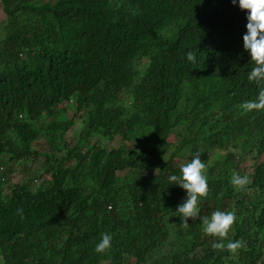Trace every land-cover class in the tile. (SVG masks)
I'll return each instance as SVG.
<instances>
[{"label": "trees", "instance_id": "16d2710c", "mask_svg": "<svg viewBox=\"0 0 264 264\" xmlns=\"http://www.w3.org/2000/svg\"><path fill=\"white\" fill-rule=\"evenodd\" d=\"M0 6V264H264V108L243 106L264 82L249 79L238 4ZM197 151L209 190L185 225L167 177ZM217 209L236 211L223 239L241 248L212 247Z\"/></svg>", "mask_w": 264, "mask_h": 264}, {"label": "clouds", "instance_id": "9594fccd", "mask_svg": "<svg viewBox=\"0 0 264 264\" xmlns=\"http://www.w3.org/2000/svg\"><path fill=\"white\" fill-rule=\"evenodd\" d=\"M233 4H238L241 10L246 12L247 24L246 32L243 35L244 49L250 54L251 60L255 66L249 73V79L257 83L264 82V0H232ZM188 61L195 63L197 53L189 49L186 52ZM246 110L264 108V87L258 91L255 99H248L243 104ZM206 162L201 158L197 151L193 154L191 160L183 163L180 167V173H172L167 179L172 185H179L186 190V197L179 203L175 211L177 212L183 224L189 223V218L196 217L200 212V198L205 196L209 190L207 175L204 172ZM249 181L247 174H240L234 171L231 182L238 188H244ZM237 214L235 210L225 211L217 209L212 212L211 216H205L203 223L204 231L214 237L221 239L214 240L213 248L223 249L227 247L231 250H237L243 246V241L225 240L228 236L231 226L236 221ZM112 234L104 232L101 239L96 243V251L104 252L111 247Z\"/></svg>", "mask_w": 264, "mask_h": 264}, {"label": "rangeland", "instance_id": "374dc122", "mask_svg": "<svg viewBox=\"0 0 264 264\" xmlns=\"http://www.w3.org/2000/svg\"><path fill=\"white\" fill-rule=\"evenodd\" d=\"M78 125H79V124H76V127H78ZM116 142H117V139L113 140V141L111 142V144H115ZM38 143L40 144V142H35V143L33 144V145H35V147L38 148V149H42V148L45 146V145H41V144L39 145ZM111 144H110V145H111ZM166 154H167V156H168V153H166ZM167 156H166V157H167ZM263 158H264V156H262L260 159H263ZM175 160H176V159H175ZM247 161L249 162L250 159H247ZM16 177H18V175H17Z\"/></svg>", "mask_w": 264, "mask_h": 264}, {"label": "crops", "instance_id": "0c3cea01", "mask_svg": "<svg viewBox=\"0 0 264 264\" xmlns=\"http://www.w3.org/2000/svg\"><path fill=\"white\" fill-rule=\"evenodd\" d=\"M3 12H2V10H1V6H0V22L3 20Z\"/></svg>", "mask_w": 264, "mask_h": 264}]
</instances>
